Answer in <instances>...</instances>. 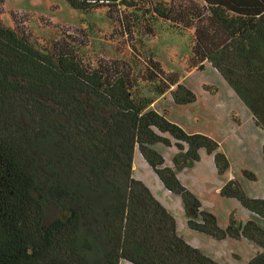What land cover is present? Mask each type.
Segmentation results:
<instances>
[{"label": "trees", "instance_id": "obj_1", "mask_svg": "<svg viewBox=\"0 0 264 264\" xmlns=\"http://www.w3.org/2000/svg\"><path fill=\"white\" fill-rule=\"evenodd\" d=\"M65 1L77 10L105 8L117 24L113 37L127 38L144 68L101 57L91 71L87 32H58L51 52L43 50L27 13L12 10L8 24L7 0H0V264H225L185 236L167 205L133 176L137 155L180 196L190 234L235 242L239 264H264V198L229 178L219 142L153 108L168 93L179 105L197 95L138 49L131 17L138 9L151 37L159 20L193 30L190 67L213 68L264 131V0ZM139 84L154 92L134 96ZM162 147L174 149L170 161ZM207 158L224 176L220 199L240 217L230 212L222 223V207L183 183Z\"/></svg>", "mask_w": 264, "mask_h": 264}, {"label": "rangeland", "instance_id": "obj_2", "mask_svg": "<svg viewBox=\"0 0 264 264\" xmlns=\"http://www.w3.org/2000/svg\"><path fill=\"white\" fill-rule=\"evenodd\" d=\"M12 10L27 13L35 44L43 50L51 52L50 41L58 32L76 31L82 36L87 32V44L84 48L87 66L91 71L96 70L97 61L101 57L128 60L138 72L144 68L143 60L130 48L127 38L113 37L117 24L107 17L105 8L77 10L65 0H7L3 18L8 24L12 23ZM131 17L138 49L158 60L167 72L179 74L181 82L197 95L195 103L179 105L168 93L160 98L156 97L153 108L160 112L167 111V117L188 132L206 134L219 142L221 151L227 154L231 162L229 178L238 179L248 195L264 198V131L255 124L247 106L235 97L234 90L223 82L213 68L196 71L190 67L194 44L193 30L159 20L158 35L151 37L146 32L138 9L132 10ZM152 87L139 84L133 94L138 97L153 93ZM162 148L166 150L165 154L170 161L174 149ZM243 170L254 173L256 179L247 178ZM133 176L144 181L156 197L167 205L177 218L179 230L197 243L204 252L225 264H239L236 260L235 253L238 252L235 250V242L218 243L205 236L192 235L193 232L186 224L182 199L164 188L140 155L135 157ZM182 180L198 191L206 203L215 209L222 207L219 209L223 213L220 215L222 223H225V217L230 212L240 217V210L235 211L234 204L230 207L220 199L218 189L224 176L218 175L211 159L207 158L200 165L186 171ZM240 248L246 250L244 246ZM249 249L252 251L250 244ZM245 258L247 254L243 257L244 260ZM120 264L131 263L122 260Z\"/></svg>", "mask_w": 264, "mask_h": 264}, {"label": "crops", "instance_id": "obj_3", "mask_svg": "<svg viewBox=\"0 0 264 264\" xmlns=\"http://www.w3.org/2000/svg\"><path fill=\"white\" fill-rule=\"evenodd\" d=\"M200 165V164H199ZM183 183L185 184V182L183 181ZM186 185V184H185ZM187 186V185H186ZM187 187H189V186H187ZM192 191H194L198 196H199V198L202 200L203 198H202V196L198 193V191H196V190H193V188H191V187H189ZM220 188V187H219ZM220 191V189H218V192ZM171 193V192H170ZM172 194V193H171ZM174 195V194H173ZM203 202H204V200H202ZM205 204V203H204ZM166 205V204H165ZM169 209V208H168ZM179 226V225H178Z\"/></svg>", "mask_w": 264, "mask_h": 264}]
</instances>
